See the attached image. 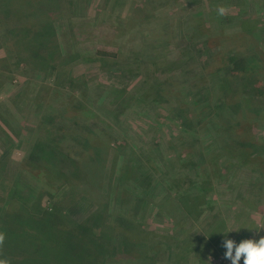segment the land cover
Segmentation results:
<instances>
[{
    "label": "rangeland",
    "instance_id": "374dc122",
    "mask_svg": "<svg viewBox=\"0 0 264 264\" xmlns=\"http://www.w3.org/2000/svg\"><path fill=\"white\" fill-rule=\"evenodd\" d=\"M40 1L49 7L33 17H46L52 32L38 56L28 45L36 25L0 20V256L10 264H231L225 238L264 236V93H240L223 57L243 55L264 90V0ZM95 48L116 55L97 57ZM40 141L60 149L69 178L36 175L34 165L48 163L33 153ZM134 164L140 169L124 177ZM122 193L131 197L125 210ZM192 196L185 213L182 199ZM92 211L102 221L88 220ZM118 212L140 224L154 251L132 259L118 246L107 224Z\"/></svg>",
    "mask_w": 264,
    "mask_h": 264
},
{
    "label": "trees",
    "instance_id": "16d2710c",
    "mask_svg": "<svg viewBox=\"0 0 264 264\" xmlns=\"http://www.w3.org/2000/svg\"><path fill=\"white\" fill-rule=\"evenodd\" d=\"M43 2H44V5L41 6L42 2L40 0H36L35 2H33L32 0H0V20L4 21L6 19V17H10V19L8 20V21H10V24L8 26H11V25L17 26L16 24H18V27L26 28V27L21 26V25H26L28 21H31L30 23L36 25L37 29L33 30L32 36L28 42L29 48H31V50H35V51H32L34 53L33 56L36 55L35 52H37L39 48H42V44L45 45V48L49 47V44H50V43H48L47 37L49 35H51L50 33L52 31L49 30V28H48L49 22L47 20H45L46 17L43 18L44 20H42V19L39 20L38 18L33 17L34 15L35 16L39 15V14L41 15L42 13L47 11V8L49 7V5L46 4L47 1H43ZM27 5H28V7H27ZM27 8L33 9V11L27 10ZM13 16H15V17L17 16L18 18L15 20H12L11 18H13ZM14 22L16 24H13ZM207 29H209V28L202 26L200 30L198 28V31L201 34L206 33V35H207L208 34L206 32ZM204 42L208 43V40H206ZM92 54L97 56V57L98 56L99 57H113L116 55L115 52H112V51H109L106 49H100V48H95L92 51ZM28 56L29 57H27V58L30 60V53ZM36 56H38V55H36ZM223 59H224L223 60L224 66L227 67V73L233 77H240L241 78L242 83L240 85V93H242L248 97L254 96V95H262L264 93L263 87L261 85V81L256 76L253 75V72L251 70H249L247 60L243 55H240L238 52H236L234 50H230L227 52L226 56L223 57ZM3 60H6V59L4 57H1L0 61H3ZM73 79L75 80V78H73ZM155 100H157V99H155ZM249 123H250V119L243 118V124L240 123L241 124L240 127H244V125L246 124L247 128H249V126H248ZM244 132H246V131H244ZM56 145H58V144H56ZM34 146L35 147H34L33 153L34 154L37 153V155L39 154L37 156V157H39V160L41 158V159H44V162L48 161V163H42L41 165L39 164L37 166L34 165V167H37L36 175L39 174V176H38L39 178L45 179V180H48V179L54 180L55 175H56V177L57 176L58 177L63 176V177H67V178L70 177V175L68 176V174L65 172L67 170L65 168L63 169V166H61L62 161L59 159V155H61L60 149H59V151H56L55 153H50L52 151L51 146L47 145L46 143H44L42 141L37 142L36 145H34ZM54 148L58 149L57 146H54ZM55 161L56 162L61 161L60 165L59 166L55 165ZM54 166H56V167H54ZM80 167H81V165H80ZM136 169H140V167L137 166L136 164H134L129 169H128V166L126 165L123 176L124 177L132 176ZM64 174H67V175L65 176ZM78 175H79V173H78ZM74 177H75V173H71V178H73V180H74ZM89 184H91V185L98 184V179L92 178V180H89ZM86 189H89L87 191H90L91 186L87 185ZM200 190H202V189L199 188L198 190H194V192H197L198 194L204 195V192H202ZM128 193H130V192L128 191ZM191 193H193V191H190V194L188 192L189 196H191ZM122 194H124L126 196L127 193H122ZM130 198L127 199V196H126V198H122L121 201H123L124 204L122 206L121 201L119 202L120 203L119 204L120 209H122V207H123V210L126 209L127 203L131 200ZM193 198H195V197L192 196V197H189L188 199H182L181 209L183 210V212L188 213L190 211V207H191L190 203H193L190 200H193ZM138 200H139V198L136 197L135 201L137 202ZM95 212L96 211H92V213L87 217V219L91 220V221L101 219V221H102L103 216L100 215L99 212L97 213V216H95ZM129 212L130 213L133 212V206H131L129 208ZM127 217H128V215H126L125 212H124V214H120L118 212L114 218L113 223H107L106 222L109 226L112 227V229L114 228V230L118 233V235H117L118 246L124 247L125 249L130 248L129 251L131 253L129 254V256L132 259H137L145 253L154 251L153 250V248L155 246L154 241L151 244V247L143 244L144 238H142L141 235H143L144 230L140 227V224H138V222H132ZM11 221L13 222V219ZM42 222H44V220H42ZM11 227L14 228V231L12 233V231L10 229L8 230L11 234L10 236H13V235L18 236L19 226L17 228L16 223H11ZM8 228H9V226H8ZM31 229H35V228H31ZM0 232H5L4 227H0ZM16 232H17V234H16ZM112 238H113V234H111V239ZM69 241H71V240H69ZM101 247L102 246L99 245V241H97L96 245L93 244L90 247V249L92 251H94L93 254L96 256V258H97V255L100 253L99 249ZM72 249H73V247L69 248L68 251L72 250ZM129 251H128V253H129ZM85 252L88 255V249ZM89 256L90 255H88L87 257H89ZM95 256L93 257L94 260H95ZM87 257L84 258V260H86ZM67 259H69V257Z\"/></svg>",
    "mask_w": 264,
    "mask_h": 264
},
{
    "label": "clouds",
    "instance_id": "9594fccd",
    "mask_svg": "<svg viewBox=\"0 0 264 264\" xmlns=\"http://www.w3.org/2000/svg\"><path fill=\"white\" fill-rule=\"evenodd\" d=\"M219 15H224L226 9L219 7L217 9ZM260 228H264L261 225ZM238 229H229L233 231ZM223 232V233H227ZM5 241V233L0 232V248H2ZM223 247L226 249L224 252V258L231 261V264H240L241 259L243 264H264V236H260L259 239H242L239 243L233 239L225 238L223 240ZM0 264H10V261L6 257L0 256Z\"/></svg>",
    "mask_w": 264,
    "mask_h": 264
}]
</instances>
